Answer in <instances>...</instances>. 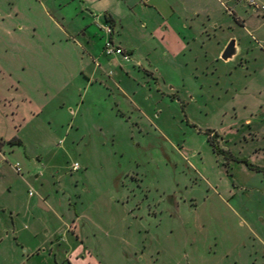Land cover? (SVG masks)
<instances>
[{
	"label": "rangeland",
	"instance_id": "rangeland-1",
	"mask_svg": "<svg viewBox=\"0 0 264 264\" xmlns=\"http://www.w3.org/2000/svg\"><path fill=\"white\" fill-rule=\"evenodd\" d=\"M64 1L0 0V264H264V16L236 0L249 36L169 57L152 3L105 0L124 61L102 51L100 11Z\"/></svg>",
	"mask_w": 264,
	"mask_h": 264
},
{
	"label": "crops",
	"instance_id": "crops-1",
	"mask_svg": "<svg viewBox=\"0 0 264 264\" xmlns=\"http://www.w3.org/2000/svg\"><path fill=\"white\" fill-rule=\"evenodd\" d=\"M141 1L146 4L152 3L153 8L156 11L158 24L156 21H154V24H152L151 34L155 35L153 37L154 39L156 37L157 38L159 37L160 42H163L164 44L163 47L157 46L156 48L161 49V51H163V53L169 57H177L179 54L185 55L187 50H189L190 47L197 42V40H200V38L202 39V37L209 36L211 33L216 32L217 29H224V28L230 29V28L239 27V29L242 30V33L244 35L249 36L250 30L254 28L252 27L253 26L252 24H254L252 18L248 19V18H244L245 16L243 15H238L237 10L239 5H236L237 4L236 0H216L218 8L224 10L227 17H233V20L231 22L228 21L227 23L221 22L220 19L216 18V16H212L208 11H203L202 13L200 8L198 9L196 7V9L194 8L190 10L188 5L189 3H187L186 0H181L180 3H175V0H170V1L164 0L165 3L161 4V6L157 4L158 0H141ZM69 2L70 1L68 0L64 1L65 4ZM78 3L81 5L82 13L85 11L87 12L86 14H88L89 16L98 18L97 14L96 15L94 14L96 11L94 12V10H92L93 6L96 7L100 11L99 13L101 14L103 25H106L105 19H107L109 25L113 27V32L111 34V41L113 42V44L116 47L121 48L128 55L134 53L135 49L129 45L121 46L114 43L113 36L115 33V29L117 28V20L115 16L119 14L118 13L119 11L115 12L113 10L116 7H110L106 5L105 0L104 1L78 0ZM226 5L232 6L231 12L229 11L230 8H227ZM136 6H137L136 3L131 4L128 3V1H125L123 5H121L120 11H122V14L118 16L120 17L119 21L123 22L124 18L122 17L126 13L130 14L131 17L130 19H133L135 16L133 11ZM256 13L264 16V12L262 11L257 10ZM17 15H18L17 13H14L12 17L10 16L8 18L18 19ZM200 15L203 16V19H201ZM1 20L3 22L5 21L4 18H1ZM82 30L88 31V25H86ZM256 31H258V34L263 35L262 31L261 32H259V30ZM83 35H85V33ZM230 39H233L235 41L236 53L230 59L224 61L220 58V56ZM105 40H106V35L104 42ZM104 42L102 44V51H103ZM238 54H240L239 39L234 35H228V38L225 40L224 44H222L218 52L217 58L218 59L220 58L224 62L227 61L230 62L232 59H235V57ZM112 56H119V55H112ZM119 57L120 59L124 60L121 56Z\"/></svg>",
	"mask_w": 264,
	"mask_h": 264
},
{
	"label": "built area",
	"instance_id": "built-area-1",
	"mask_svg": "<svg viewBox=\"0 0 264 264\" xmlns=\"http://www.w3.org/2000/svg\"><path fill=\"white\" fill-rule=\"evenodd\" d=\"M245 3L249 6L254 7L258 11L264 12V6L263 5H258L254 0H244ZM102 29L106 35V40L103 45V52L107 56H112V55H119L121 56L124 60L128 59V55L119 47H116L113 42L111 41V34L113 30L111 29L110 25H103ZM79 165L77 163H74L72 166V170L76 171L78 170ZM14 171L19 174L20 173V165L19 163H16L13 165ZM29 195H31V192H29Z\"/></svg>",
	"mask_w": 264,
	"mask_h": 264
},
{
	"label": "water",
	"instance_id": "water-1",
	"mask_svg": "<svg viewBox=\"0 0 264 264\" xmlns=\"http://www.w3.org/2000/svg\"><path fill=\"white\" fill-rule=\"evenodd\" d=\"M235 53H236L235 41L232 39L227 43L220 58L226 61L227 59H230Z\"/></svg>",
	"mask_w": 264,
	"mask_h": 264
},
{
	"label": "trees",
	"instance_id": "trees-1",
	"mask_svg": "<svg viewBox=\"0 0 264 264\" xmlns=\"http://www.w3.org/2000/svg\"><path fill=\"white\" fill-rule=\"evenodd\" d=\"M13 141L15 142V139L12 140L11 142L13 143ZM210 143L213 145L214 150L216 151L217 150V146L215 145V143L213 142L212 139L210 140ZM2 144H3V141L0 140V148H1Z\"/></svg>",
	"mask_w": 264,
	"mask_h": 264
}]
</instances>
